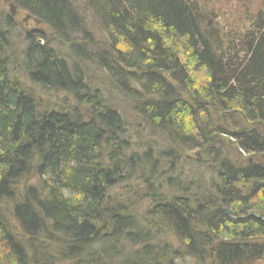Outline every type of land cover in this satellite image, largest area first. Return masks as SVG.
<instances>
[{
  "label": "trees",
  "instance_id": "1",
  "mask_svg": "<svg viewBox=\"0 0 264 264\" xmlns=\"http://www.w3.org/2000/svg\"><path fill=\"white\" fill-rule=\"evenodd\" d=\"M9 1L58 46L13 48L0 9V264H264V15L227 34L197 0H84L93 54L72 0Z\"/></svg>",
  "mask_w": 264,
  "mask_h": 264
},
{
  "label": "rangeland",
  "instance_id": "2",
  "mask_svg": "<svg viewBox=\"0 0 264 264\" xmlns=\"http://www.w3.org/2000/svg\"><path fill=\"white\" fill-rule=\"evenodd\" d=\"M72 1L76 9L84 16L87 27L92 32L94 36V40L97 42V45L95 47L93 46L92 49L93 54H95L96 53L95 50L104 47L103 44L106 41L107 36L104 33V31H102V29L100 30L98 24H96L93 21L92 11L88 7V5L84 2V0H72ZM197 1L199 2L202 11L208 17V19H210V17L215 19L216 20L215 23H218L220 28H222L227 34H233L235 33V31L239 32L240 30L247 31L249 27H251L252 23L257 19L256 18L257 15H264V0H197ZM0 9L3 12L4 16L10 15L12 17L14 27L12 28L11 31V36H12L11 42L13 48L16 49L22 48L23 44H25L26 42L25 41L26 34L27 32L30 31H35V32L41 31L44 33L46 37L45 40H42L41 38L36 39V40L40 39L41 40L40 42L42 44L49 41L50 43L56 45L57 42L55 41V38L52 35L50 29L47 27V25L38 21L36 18L32 17L31 15H29V13H27L26 11H23L22 9L15 7L9 0H0ZM53 40L55 42H53ZM65 53L67 54L68 52ZM84 65L87 70V75L91 79L92 85H97L101 87L104 90L106 96L110 95L112 102L116 105H119L122 111H124V113H127L128 115L130 114L133 117L139 119V117L134 113V111L130 112L129 110L131 102L126 98L125 95H123L120 92V90L117 89V87H115L112 83H110L109 78H107L105 72H100L96 64L93 62ZM33 90L37 92L38 95L37 98H39V103L46 102V104H50L52 102L51 100L55 98V93H53L50 90L44 91L38 86H36V88H33ZM61 98L62 97L60 96V99ZM222 115L223 114H221V116ZM222 122H224V125L228 126L230 129L231 124L229 120L225 119V121L222 120ZM159 136L161 135L159 134L158 138H160ZM158 140L161 141V138ZM222 140L226 147L224 149L225 153L233 160L239 162L257 161L256 156H254L253 154L250 155L239 152L241 156H238L236 155V153L234 152L231 153V151L227 150L230 148V146H232L233 149L238 150L235 148L236 145L234 144V140H232L230 136L222 137ZM194 152L195 150L187 151L186 154L193 158L195 156L193 155L195 154ZM203 185H205V187L207 186V188H204V190L207 193L211 195L214 194V191L208 186V182L206 183L203 182ZM168 237L169 238H167L166 236L162 237L163 241L164 242L174 241L172 236L169 235ZM174 249L180 250L181 248L175 245ZM181 264H202V263H200L197 260L194 262L193 259L190 258L187 259L186 257L182 259ZM244 264H263V263L261 261L256 260L254 262H248Z\"/></svg>",
  "mask_w": 264,
  "mask_h": 264
},
{
  "label": "water",
  "instance_id": "3",
  "mask_svg": "<svg viewBox=\"0 0 264 264\" xmlns=\"http://www.w3.org/2000/svg\"><path fill=\"white\" fill-rule=\"evenodd\" d=\"M227 213H229V212L227 211Z\"/></svg>",
  "mask_w": 264,
  "mask_h": 264
}]
</instances>
